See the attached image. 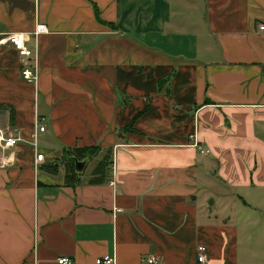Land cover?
<instances>
[{
	"label": "crops",
	"instance_id": "0c3cea01",
	"mask_svg": "<svg viewBox=\"0 0 264 264\" xmlns=\"http://www.w3.org/2000/svg\"><path fill=\"white\" fill-rule=\"evenodd\" d=\"M38 25L37 84L0 45V128L26 140L0 149V264H264V0H0V38ZM78 148L100 151L68 184Z\"/></svg>",
	"mask_w": 264,
	"mask_h": 264
},
{
	"label": "built area",
	"instance_id": "2783aa9c",
	"mask_svg": "<svg viewBox=\"0 0 264 264\" xmlns=\"http://www.w3.org/2000/svg\"><path fill=\"white\" fill-rule=\"evenodd\" d=\"M264 30V26L260 27ZM47 28L45 25H38L32 32H17L11 33L0 38V45H9L14 50H16L21 58L22 64V77L29 83L37 84L40 76V64H39V36L46 33ZM34 40V44L30 45V41ZM46 130L45 126L39 120L37 122V128L32 135V140L27 141L36 153L37 164L43 163L45 161V155L40 152L39 146V134L44 133ZM18 135L8 134L7 130L0 128V149L3 153L13 150L21 142H25ZM199 152L203 155H208L209 151L199 147ZM1 167H6V162L4 158L1 159ZM115 166L112 164V169ZM113 184V183H112ZM118 213L121 210L117 211ZM207 249L204 246H199L197 249V263L196 264H208V259L206 255ZM57 264H75L72 258L63 256L58 258ZM94 264H119L116 258L111 256H104L102 258L96 259ZM139 264H160L156 257H145L142 258Z\"/></svg>",
	"mask_w": 264,
	"mask_h": 264
},
{
	"label": "trees",
	"instance_id": "16d2710c",
	"mask_svg": "<svg viewBox=\"0 0 264 264\" xmlns=\"http://www.w3.org/2000/svg\"><path fill=\"white\" fill-rule=\"evenodd\" d=\"M130 129V128H129ZM100 149L99 148H88V149H73L65 153V159H68L71 163L72 168L67 170L66 181L68 184H76L79 180V174L76 169V163H87L89 159H94L98 156ZM75 163V164H74ZM111 158L106 156V158L99 163L97 168L94 171L93 178L90 183L98 184L106 181V176L111 166Z\"/></svg>",
	"mask_w": 264,
	"mask_h": 264
},
{
	"label": "rangeland",
	"instance_id": "374dc122",
	"mask_svg": "<svg viewBox=\"0 0 264 264\" xmlns=\"http://www.w3.org/2000/svg\"><path fill=\"white\" fill-rule=\"evenodd\" d=\"M65 160V161H64ZM63 161H64V163H68V164H66V168H67V170H69V169H71L72 168V165H71V163H69V161H68V159L66 160V159H63ZM97 161H95V162H93L92 163V166L93 165H95V163H96ZM64 165V164H63ZM70 166V167H69ZM86 166V165H85ZM89 166V165H88ZM85 169V168H84ZM112 169V168H111ZM260 250H261V253H263L264 252V245H262L261 247H260Z\"/></svg>",
	"mask_w": 264,
	"mask_h": 264
},
{
	"label": "water",
	"instance_id": "95a60500",
	"mask_svg": "<svg viewBox=\"0 0 264 264\" xmlns=\"http://www.w3.org/2000/svg\"><path fill=\"white\" fill-rule=\"evenodd\" d=\"M84 166H85V163H81V162L76 163L77 172L81 173L83 171Z\"/></svg>",
	"mask_w": 264,
	"mask_h": 264
}]
</instances>
